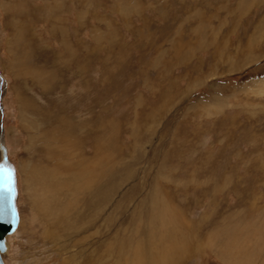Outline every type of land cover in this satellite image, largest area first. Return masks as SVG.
<instances>
[{
    "label": "rangeland",
    "instance_id": "1",
    "mask_svg": "<svg viewBox=\"0 0 264 264\" xmlns=\"http://www.w3.org/2000/svg\"><path fill=\"white\" fill-rule=\"evenodd\" d=\"M0 142L6 264H264V0H0Z\"/></svg>",
    "mask_w": 264,
    "mask_h": 264
},
{
    "label": "water",
    "instance_id": "2",
    "mask_svg": "<svg viewBox=\"0 0 264 264\" xmlns=\"http://www.w3.org/2000/svg\"><path fill=\"white\" fill-rule=\"evenodd\" d=\"M1 158L0 165H10L8 149L0 142ZM15 170V168H13ZM9 185L5 183L3 177H0V264H6L3 259L9 250L7 239L13 235L19 227V209L17 205L18 186L16 170L14 173V183L12 191H9ZM14 221V222H13Z\"/></svg>",
    "mask_w": 264,
    "mask_h": 264
},
{
    "label": "snow or ice",
    "instance_id": "3",
    "mask_svg": "<svg viewBox=\"0 0 264 264\" xmlns=\"http://www.w3.org/2000/svg\"><path fill=\"white\" fill-rule=\"evenodd\" d=\"M14 173L15 170L10 165H0V177H3L5 183L9 185V191H12V185L14 183Z\"/></svg>",
    "mask_w": 264,
    "mask_h": 264
},
{
    "label": "crops",
    "instance_id": "4",
    "mask_svg": "<svg viewBox=\"0 0 264 264\" xmlns=\"http://www.w3.org/2000/svg\"><path fill=\"white\" fill-rule=\"evenodd\" d=\"M231 264H243V262L240 261V260H239V261H238V260H236V261H233V260H232V261H231Z\"/></svg>",
    "mask_w": 264,
    "mask_h": 264
},
{
    "label": "bare ground",
    "instance_id": "5",
    "mask_svg": "<svg viewBox=\"0 0 264 264\" xmlns=\"http://www.w3.org/2000/svg\"><path fill=\"white\" fill-rule=\"evenodd\" d=\"M19 220H20V218H19ZM161 238L165 239V238H164V235H161ZM165 240H166V239H165ZM8 244H9V243H8Z\"/></svg>",
    "mask_w": 264,
    "mask_h": 264
}]
</instances>
